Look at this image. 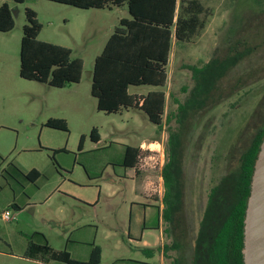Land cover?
<instances>
[{
    "label": "rangeland",
    "instance_id": "obj_1",
    "mask_svg": "<svg viewBox=\"0 0 264 264\" xmlns=\"http://www.w3.org/2000/svg\"><path fill=\"white\" fill-rule=\"evenodd\" d=\"M2 1L13 6L16 26L12 33L0 32V209H10L15 219H0V264H64L30 256V239L44 243L35 233L55 251L67 250L78 260H88L99 246L101 264H159V258L173 264L183 254L189 259L214 193L221 189L227 208L234 205L240 158L261 122L264 0H202L213 15L195 42L173 43L161 128L138 110L99 111L91 93L88 73L116 18H130L126 7ZM26 8L36 11L43 25L40 39L69 46L73 57L84 60L81 83L60 89L20 77ZM195 69L202 72L197 76ZM154 89L130 87V92ZM50 118L65 119L69 131L46 127ZM93 128L103 138L98 144L90 137ZM171 133L178 135L173 144ZM126 146L140 147L147 157L145 170L136 168L134 178L125 176ZM170 157L175 206L169 223L161 219L163 239L157 242L158 207L164 208L166 190L163 171ZM13 166L24 173L37 169L41 177L29 182ZM12 202L23 210H14ZM143 232L155 244L147 253L135 242ZM175 237L184 239L182 251L167 249Z\"/></svg>",
    "mask_w": 264,
    "mask_h": 264
},
{
    "label": "trees",
    "instance_id": "obj_2",
    "mask_svg": "<svg viewBox=\"0 0 264 264\" xmlns=\"http://www.w3.org/2000/svg\"><path fill=\"white\" fill-rule=\"evenodd\" d=\"M25 1L14 0L16 4ZM47 1L80 9L127 8L130 18L120 20L103 50L96 57L91 76V93L97 100L99 111L109 114L131 109L142 111L151 123L161 128L167 108L166 86L173 43L174 41L178 44L195 42L207 27L213 15L212 9L206 7L202 0ZM25 15L27 23L23 27L20 49L21 78L60 89L68 84L80 83L84 73V60L73 57V50L70 47L41 40L39 36L43 25L38 14L33 9L26 8ZM15 25L12 8L8 3H3L0 6V32L9 33ZM195 72L198 76L202 70L195 69ZM140 86H152L155 89L146 94L130 92V87ZM257 115L258 120L261 121L259 128L240 158L234 205L228 209L224 202L225 194L218 189L200 221L189 259L183 254L180 259H175L173 264H244L242 252L244 219L254 166L264 137V108ZM45 126L69 131L68 122L61 118H50ZM176 136L178 135L171 133L170 144H173ZM90 137L93 142H99L100 133L97 128L92 129ZM84 141L85 136H82L80 149ZM177 141L180 143V140ZM57 151L54 150V153ZM140 151V147L126 146L124 166L135 169ZM170 159L163 171L166 190L162 199L164 208L161 210L158 207L157 228L161 219L166 223L171 221L175 206L172 194L173 162ZM13 169L32 183H36L41 177V172L37 169L27 173L21 172L15 166ZM20 206L17 203L16 206L11 207L20 211L22 209ZM33 237H40L44 243L30 239L28 247L30 256L42 255L47 263L49 260L64 264L102 263V250L99 246L92 248L88 260H78L67 250L55 251L42 234L35 233ZM177 238L175 237L173 246H168L167 249L175 248L182 251L185 248L184 239Z\"/></svg>",
    "mask_w": 264,
    "mask_h": 264
},
{
    "label": "water",
    "instance_id": "obj_3",
    "mask_svg": "<svg viewBox=\"0 0 264 264\" xmlns=\"http://www.w3.org/2000/svg\"><path fill=\"white\" fill-rule=\"evenodd\" d=\"M12 13H16L12 10ZM92 76V72L88 73ZM244 264H264V137L254 166L244 219Z\"/></svg>",
    "mask_w": 264,
    "mask_h": 264
},
{
    "label": "crops",
    "instance_id": "obj_4",
    "mask_svg": "<svg viewBox=\"0 0 264 264\" xmlns=\"http://www.w3.org/2000/svg\"><path fill=\"white\" fill-rule=\"evenodd\" d=\"M13 1H14V0H13ZM3 3H8V2H6V1H5V2L2 1V4H3ZM2 4H1V5H2ZM8 4H9V3H8ZM1 5H0V6H1ZM9 5H10V4H9ZM10 7L13 8V6H11V5H10ZM117 9H118V8H117ZM123 18H127V17H123V16H121L120 18H116V21H115V23L113 24V27L115 28V27L119 24L120 20L123 19ZM15 26H16V25H15ZM14 29H15V28H14ZM14 29H13V30H14ZM13 30H12L11 32H9V33H12ZM113 30H114V29H113ZM112 33H113V31H112ZM112 33H110V32L107 33V34L109 35L107 38H109V37L111 36ZM21 39H22V36H21L20 39H19V48H20V49H21ZM41 40H42V39H41ZM106 40H108V39H106ZM43 41H44V40H43ZM48 42H50V41H48ZM106 42H107V41H105L104 44H106ZM52 43H53V42H52ZM64 46H65V45H64ZM104 46H105V45H104ZM68 47H69V46H68ZM103 48H104V47H103ZM102 50H103V49H102ZM20 77H21V76H20ZM90 78H91V77H90ZM81 82H82V80H81ZM81 82H80V83H81ZM78 84H79V83H78ZM138 94H139V93H138ZM141 94H144V93H141ZM141 112H142V111H141ZM102 139H103V138H102V135L100 134V140H99V142H97V144L100 143V142L102 141ZM142 143H143V144H141V146H142V145L144 146L146 142L144 141V142H142ZM135 147H137V146H135ZM125 148H126V147H125ZM63 149H64V148H63ZM63 149H61V150H63ZM65 149H66V148H65ZM66 150H67V149H66ZM124 155H125V149H124ZM124 167H125V166H124ZM125 168H126L125 176H126V177L134 178V175H133L134 172H133V171H134L135 169H133V168H127V167H125ZM128 170H129V171H128ZM130 173H131L132 175H131ZM129 174H130V175H129ZM38 180H39V179H38ZM38 180H37V181H38ZM141 189H142V188H141ZM140 192H141V191H140ZM83 200H84V199H83ZM87 203L90 204L91 202L87 200ZM12 205H13V206H16L17 203H16V202H12V203L9 204L10 207H11ZM20 207H21V206H20ZM148 207H152V206H148ZM159 207H160V206H159ZM15 208H16V207H15ZM146 208H147V207H146ZM22 210H23V208L20 210V212H21ZM142 221H143V220H142ZM140 222H141V218H140ZM144 222H145V221H144ZM144 229L147 230V226H146L145 223H144ZM158 229H159V231H160V237H157L155 240H157V242H158V241L160 242V240L163 239V235H162V227H161V220H160V225H159V228H158ZM149 230H151V229H149ZM144 234H145V233L143 232L142 235H141V237H140V239H139L138 241H135V242L140 243L141 246L144 248V251H146V253H147V252H148L147 249H152V248L154 247L155 244H153L152 242H150V241L144 239ZM130 241L132 242V239H131ZM133 241H134V240H133ZM100 248H101V247H100ZM101 250H102V249H101ZM150 256H151V255H150ZM159 260H160V263H159V264H162V260H161L160 258H159Z\"/></svg>",
    "mask_w": 264,
    "mask_h": 264
},
{
    "label": "built area",
    "instance_id": "obj_5",
    "mask_svg": "<svg viewBox=\"0 0 264 264\" xmlns=\"http://www.w3.org/2000/svg\"><path fill=\"white\" fill-rule=\"evenodd\" d=\"M158 145H161V144L158 143ZM142 149L144 150L143 145H142ZM158 152L160 153L161 158L164 159V151L158 150ZM146 158L147 157L143 156V153L140 152L138 156V162H137L136 168H139L140 170H145V166H146L145 161L147 160ZM0 219L3 221L10 222V221H13L15 217L13 216L10 209H0Z\"/></svg>",
    "mask_w": 264,
    "mask_h": 264
}]
</instances>
